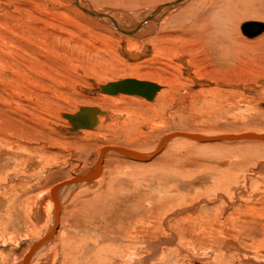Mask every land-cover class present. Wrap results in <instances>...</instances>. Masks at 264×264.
I'll return each instance as SVG.
<instances>
[{
  "label": "rangeland",
  "instance_id": "374dc122",
  "mask_svg": "<svg viewBox=\"0 0 264 264\" xmlns=\"http://www.w3.org/2000/svg\"><path fill=\"white\" fill-rule=\"evenodd\" d=\"M170 1L79 3L130 27ZM258 5L201 0L167 30L125 34L75 0H0V264L22 263L51 225L49 191L93 171L104 146L147 154L173 131L264 133V32L247 39L238 28L246 19L264 21L241 15ZM232 19L234 30H227ZM223 26L252 47L231 50L217 31ZM205 29L216 30L201 44ZM12 55L27 66L7 67ZM128 77L163 88L151 101L100 91ZM85 105L104 115L94 127L73 131L62 114ZM101 168L95 182L60 191L58 226L32 264H100L94 251L115 246L121 255L110 253L106 264L132 254L136 264L264 263V143L179 138L149 161L110 151ZM85 242L95 245L92 257H80Z\"/></svg>",
  "mask_w": 264,
  "mask_h": 264
},
{
  "label": "bare ground",
  "instance_id": "6f19581e",
  "mask_svg": "<svg viewBox=\"0 0 264 264\" xmlns=\"http://www.w3.org/2000/svg\"><path fill=\"white\" fill-rule=\"evenodd\" d=\"M201 1V0H200ZM199 1V2H200ZM196 0H175V1H170V2H163V3H161V4H159V5H156V6H154L153 8H152V10H147L146 12H145V14L142 16V18L140 19V20H138V22L136 21L135 23H134V25H131L130 27H123V26H121L119 23H117V21L115 22L114 21V19H112L111 18V15H108L107 13H105V12H96V11H92V10H89V8H87V7H85V4L83 5V4H80L79 3V0H75V3H76V5L78 6V8H81L83 11H85V12H87V13H89V14H91L92 16H94V17H107L108 16V18L110 19V24H111V26L113 27V28H115L116 30H118L119 32H121V33H125V34H134V33H138V31L140 32V33H147L146 31H150L151 32V30H155V29H157V30H167L166 28H167V26L169 25V24H172L173 22H174V20L176 21V20H178V19H182V18H186L187 17V15H188V13L191 11V9H192V7L194 6V5H196V3H197V5H198V1L196 2ZM256 2V1H255ZM257 2H259V5L257 6V8L256 9H254L253 8V10H245L244 12H241V15L242 14H244V15H247V16H249V15H251L252 16V14L253 15H257V16H262V17H264V0H257ZM244 6V5H243ZM247 6V5H246ZM197 7V6H196ZM180 8H182V9H179ZM175 10H179V11H177V12H175ZM175 12V13H174ZM237 12V11H236ZM191 13V12H190ZM171 14H172V16H171ZM240 15V14H239ZM171 16V17H170ZM233 16H235V17H238V13H233ZM98 19V18H97ZM199 19V18H198ZM230 19V18H229ZM261 19V18H260ZM104 20V19H103ZM102 20V21H103ZM106 20V19H105ZM104 20V21H105ZM184 20V19H183ZM231 20V19H230ZM233 20V22H231V21H228V23L229 24H226V28H228L227 30H234V25H235V20L234 19H232ZM107 21V20H106ZM179 21V20H178ZM177 21V22H178ZM205 21V20H204ZM224 21V20H223ZM183 22V21H182ZM207 22V21H206ZM225 22H227V21H225ZM107 23V22H106ZM211 23V22H210ZM209 23V24H210ZM164 24V25H163ZM175 24V23H174ZM224 24V25H225ZM224 27V26H223ZM209 28V27H208ZM238 28H239V30L241 31V33H242V35L245 37V38H247V39H252V38H255V37H257V36H259L261 33H263L264 32V21H260V20H251V19H246V20H243V21H241L239 24H238ZM134 30V31H132V32H130V33H128L129 32V30ZM180 29V28H179ZM182 29H183V27H182ZM168 30H170V29H168ZM178 30V29H177ZM216 30V29H215ZM215 30H206L205 29V31L204 30H202V39H203V42L201 43V44H208V43H210L211 41H212V36H213V33H215ZM227 30H225V27H224V30H218V28H217V31L218 32H220L221 33V35H222V38L221 39H223V40H226L227 41V43H228V46H230L232 49L231 50H235V49H238V48H245L246 46H249L250 45V43H244V41H242V40H240V39H238L234 34H232V32H230V31H227ZM2 31V30H1ZM190 31H194V30H181V31H179V32H182V34L183 33H185V32H187V33H189ZM195 31H198V30H195ZM159 32V31H158ZM161 32V31H160ZM168 32H170V31H168ZM174 32H178V31H174ZM173 32V33H174ZM161 33H163V32H161ZM171 33V32H170ZM191 33H193V32H191ZM190 33V34H191ZM179 34V33H178ZM181 34V33H180ZM217 34V33H216ZM3 35V34H2ZM142 35V34H141ZM144 35V34H143ZM147 35V34H146ZM163 36H164V34H162ZM167 35V34H166ZM193 35V34H192ZM13 36V35H12ZM138 36V35H137ZM163 36H160V37H163ZM168 37H169V35H167ZM195 36V35H194ZM215 36H217V35H215ZM176 37V38H175ZM200 37V38H201ZM165 38H166V36H165ZM170 39H172V40H178V39H180L181 38V36L179 37V35H178V37L177 36H170L169 37ZM178 38V39H177ZM199 38V37H198ZM182 39V38H181ZM181 39H180V41H181ZM216 39V38H215ZM220 39V38H219ZM2 40V39H1ZM11 41V40H10ZM23 41V40H22ZM184 41V40H183ZM194 41V40H193ZM12 42V41H11ZM153 42V41H152ZM215 42V41H214ZM258 42V41H257ZM263 42V41H262ZM13 43V42H12ZM11 43V44H12ZM200 43V41H197V45ZM4 45H5V43H3ZM14 44L15 45H18L17 43H15L14 42ZM14 44H12V47H13V49H14ZM212 44H214V43H212ZM264 44V43H263ZM191 45V44H190ZM253 45V44H252ZM1 46V45H0ZM8 46V45H7ZM11 46V45H10ZM180 46V45H179ZM261 46V45H260ZM5 47V46H4ZM3 47V48H4ZM249 47H252V46H249ZM259 47V46H258ZM262 48V47H261ZM2 49V48H1ZM9 49H10V47H9ZM162 49V48H161ZM264 49V48H263ZM7 50V49H6ZM11 50V49H10ZM2 51V50H1ZM0 51V52H1ZM35 51V50H34ZM40 51V50H39ZM4 52V51H3ZM15 52V51H14ZM262 52V51H261ZM7 53V52H6ZM5 52L3 53L4 55L6 54ZM11 54H13V52H10ZM16 54V53H15ZM44 54V53H43ZM7 55V54H6ZM13 57H12V64L10 63V62H7L6 63V65H7V67H9V66H11V65H13V63H15V65H17V66H21V67H26L27 66V62H25V59H23V58H20V59H18V57H17V55H12ZM7 57V56H6ZM11 57V56H10ZM9 59V58H8ZM5 62V61H4ZM0 63H1V61H0ZM29 67V66H28ZM4 68V67H3ZM11 68H12V66H11ZM10 68V69H11ZM0 69H2V68H0ZM3 70V69H2ZM9 70V69H8ZM13 71H14V69H13ZM13 73V72H12ZM128 78H132V79H137V80H141V81H148V80H142V79H140V78H133V77H128ZM40 79V78H39ZM122 79H125V78H122ZM118 80H120V79H118ZM115 81H117V80H115ZM109 82H111V81H109ZM149 82H152V83H155L157 86H158V89L156 90V92L154 93V95H153V97L152 98H146V97H144V96H141V95H136V94H127V93H116V94H109V93H104V94H107V95H119V94H127V95H136V96H140V97H143L144 99H146L147 101H151V100H153L155 97H156V95L159 93V91H161L162 90V88H163V86L160 84V83H157V82H153V81H149ZM108 83V82H107ZM106 84V83H105ZM105 84H102V85H105ZM100 87H101V85H100ZM103 93V92H102ZM185 95V94H184ZM86 106V105H85ZM263 106H264V104H263ZM80 107H83V106H80ZM80 107H79V109H80ZM86 107H94V106H86ZM95 108H98V107H95ZM99 110H100V112H98L97 114H96V124L98 123V121H99V118H100V116H103L104 115V111L103 110H101L100 108H98ZM67 113H69V112H67ZM64 114H66V113H63L62 115H63V117L64 118H66L65 116H64ZM67 119V118H66ZM68 120V119H67ZM69 121V120H68ZM69 123H70V121H69ZM71 124V123H70ZM71 127H72V125H71ZM81 129H89V128H80V129H76V130H73V131H78V130H81ZM8 131V130H7ZM88 132V131H87ZM7 133V132H6ZM172 133H188V134H195V135H200V136H206V137H214V136H219V135H229V134H233V135H236V134H234V133H224V134H209V133H194V132H182V131H173V132H170V133H167V134H165L160 140H159V142H158V144L156 145V147H155V149L152 151V152H154V151H156L158 148H159V152H161L162 151V149L163 148H165V146L170 142V141H172V140H175V139H187V140H190V141H194V142H197V143H206V142H202V141H198V140H195V139H191V138H188V137H184V136H181L180 134H177L178 136H174V137H172V138H168L167 139V136L168 135H170V134H172ZM243 132H240V133H237V135L238 134H242ZM244 133H255V134H258V135H264V133H261V132H251V131H246V132H244ZM13 134H15V133H13ZM0 135H1V133H0ZM9 135V134H8ZM2 136V135H1ZM20 137V136H19ZM181 141V140H180ZM226 141H252V142H262V143H264V139H238V140H225V142ZM212 142H215V141H212ZM206 145V144H205ZM208 145V144H207ZM108 147H118V146H104V147H102L100 150H99V154H98V158H97V162H96V164H95V167H94V170L92 171V169L90 170L91 172H86V173H82V174H80V175H76V176H74L73 178H71V179H69V180H66V181H64V182H62V183H59V184H57V185H55V186H53L52 187V189L49 191V203H50V205H51V211H52V220H51V225H50V227H49V229H47V232L42 236V238L41 239H39L38 241H35V242H33V245H32V247H30V249H29V251L25 254V256H24V258H23V260H22V263L21 264H32V260H33V256H34V254H35V252H36V249L37 248H39L40 246H42L43 244H47V242H49L50 240L52 241V237H53V235H54V233H55V230H56V228H57V226H58V219H59V215H60V209H61V203H62V201H61V199H62V191H64L65 189H67V188H69V187H74V186H79L80 184H82V185H88V184H91V183H93V182H95L96 181V179H98L97 177H99V175H100V172H102L101 170H102V168H101V164H102V162H103V156H105L107 153H110V151H112V152H116V153H118V154H121V155H123V156H126L125 154H123V153H121V152H119V151H117V150H112V149H109ZM120 147V146H119ZM11 148V147H10ZM104 148H108L107 150H103ZM122 148H124V149H127V148H125V147H122ZM132 149V148H131ZM131 149H128V150H131ZM103 151V152H102ZM132 151H134V150H132ZM10 152V151H9ZM135 152H137V151H135ZM151 152V153H152ZM158 152V153H159ZM139 153V152H138ZM149 154L150 153H147V154H143V153H141V155H144V157H146V156H149ZM127 157H129V156H127ZM129 158H131V157H129ZM132 159H134V160H137V161H149V160H151L152 158H150L149 160H138V159H136V158H132ZM93 168V167H92ZM85 175H90V176H85ZM92 175V176H91ZM85 176V177H84ZM75 177L76 178H81V179H79V181H74V182H71L72 181V179H75ZM156 177V176H155ZM230 177V176H229ZM234 177V176H233ZM67 184V185H66ZM164 186V185H163ZM166 186V185H165ZM170 188V187H169ZM158 190H159V187H158ZM262 190V189H261ZM61 191V192H60ZM145 205V204H144ZM161 208V207H160ZM236 208V207H235ZM258 210V209H257ZM247 212V211H246ZM160 213V212H159ZM251 214V213H250ZM254 215H256V214H254ZM171 216V215H170ZM247 216V215H246ZM253 216V215H252ZM257 216V215H256ZM166 217V216H165ZM169 217V216H168ZM255 217V216H254ZM264 217V216H263ZM167 218V217H166ZM84 230V229H83ZM86 230V229H85ZM89 229H87V231H88ZM90 231V230H89ZM88 231V232H89ZM143 235V234H142ZM102 236V235H101ZM192 236V235H191ZM106 237V236H105ZM163 237V236H162ZM115 240H119V236L117 237V236H115V237H113ZM143 238V237H142ZM105 239V238H104ZM161 239V238H160ZM164 239V238H163ZM91 240V239H90ZM134 240V239H133ZM159 240V239H158ZM50 241V242H51ZM120 241V240H119ZM143 241H145V240H143ZM164 241H166V240H164ZM169 241V240H168ZM49 242V243H50ZM153 244H156V243H151V247L153 246ZM258 245V244H257ZM69 246V245H68ZM95 245L93 244V242H89V243H84V247H83V249H82V254L80 255V257H82V256H84V257H86L85 255H89V253L90 252H92V250L95 248L94 247ZM109 246V245H108ZM130 246V245H129ZM259 246V245H258ZM107 247V246H106ZM115 247H117V246H115ZM115 247H114V250H115ZM262 247V246H261ZM81 248V247H80ZM101 247H99V249H100ZM111 248V247H110ZM258 249L260 248V247H257ZM98 249V248H97ZM98 249V250H99ZM102 249L103 248H101V250H96V251H94V253L93 254H95V255H97V253H99V255L98 256H100V257H95L96 258V260H99V258H101V262L100 261H98V262H100V264H106V262L105 261H107L106 259V256L108 255L109 256V254L110 253H112L113 254V256L115 255V257H112V259L114 258L115 260L117 259L118 260V257H116V256H119V255H121V252L119 251L120 249H118L117 251L115 250H111V251H109V249L108 248H105L104 247V249H103V251H102ZM113 249V248H112ZM104 250L106 251L105 253H103L104 252ZM95 252H97V253H95ZM115 252H116V254H115ZM260 252V251H259ZM118 253H119V255H118ZM91 254V253H90ZM36 255V254H35ZM90 256V255H89ZM93 255L91 254V257H92ZM131 256V259H127L128 261H126V262H122V264H136V262H135V259H136V257H135V255H130ZM181 256V255H180ZM127 257V256H126ZM46 258V257H45ZM72 258V257H71ZM95 258L93 259V260H95ZM98 258V259H97ZM123 258V257H122ZM89 259V258H88ZM104 259H105V261H104ZM76 260V259H75ZM71 262V261H70ZM72 262H74V259H73V261ZM91 262V261H90ZM97 262V261H96ZM65 262H63V264H64ZM77 262H75V264H76ZM85 263V262H84ZM93 263H95V262H93ZM113 263H115V262H113ZM113 263H110V264H113ZM117 263V262H116ZM214 263V262H213ZM42 264H48V263H42ZM86 264V263H85ZM90 264H92V263H90ZM108 264V263H107ZM195 264H198V263H195ZM248 264H264L263 262L262 263H260V262H256V261H252V262H249Z\"/></svg>",
  "mask_w": 264,
  "mask_h": 264
},
{
  "label": "water",
  "instance_id": "95a60500",
  "mask_svg": "<svg viewBox=\"0 0 264 264\" xmlns=\"http://www.w3.org/2000/svg\"><path fill=\"white\" fill-rule=\"evenodd\" d=\"M88 12V11H87ZM134 31L129 30L128 33ZM158 89V86L155 83L149 82V81H141L137 79L132 78H125L120 79L117 81H111L106 83L105 85H101L100 91L103 93H109V94H116V93H127V94H136L141 95L146 98H152L156 90ZM100 112L98 108L95 107H80V109L74 113H66L64 116L70 121L72 125V129H80V128H92L96 124V114ZM177 134H180L181 136L188 137L191 139H195L202 142H212V141H225V140H238V139H264V135H258L255 133H242V134H229V135H219L214 137H206V136H200L195 134H188V133H172L167 136L168 138H172L174 136H178ZM112 150H117L126 156H129L131 158H136L138 160H149L150 158H153L158 152L159 148L150 153L149 156L144 157V155H141V153L124 149L122 147H108ZM108 148H104L103 150H107ZM103 152V151H102ZM90 176V175H85ZM84 176V177H85ZM92 176V175H91ZM81 178L72 179L71 182L79 181Z\"/></svg>",
  "mask_w": 264,
  "mask_h": 264
}]
</instances>
